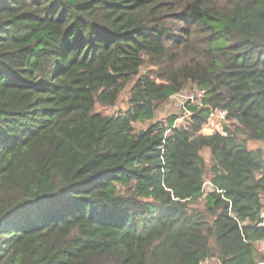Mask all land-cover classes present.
<instances>
[{"label":"trees","instance_id":"trees-1","mask_svg":"<svg viewBox=\"0 0 264 264\" xmlns=\"http://www.w3.org/2000/svg\"><path fill=\"white\" fill-rule=\"evenodd\" d=\"M187 85L201 107L135 131ZM249 141L264 0H0V264H264Z\"/></svg>","mask_w":264,"mask_h":264},{"label":"rangeland","instance_id":"rangeland-1","mask_svg":"<svg viewBox=\"0 0 264 264\" xmlns=\"http://www.w3.org/2000/svg\"><path fill=\"white\" fill-rule=\"evenodd\" d=\"M150 71L149 68L147 67H143L139 73L140 74H147ZM133 81L130 82L125 88L124 91L121 92L120 96H119V100L117 102V104L113 107V108H101L98 105L95 106V110L97 112L102 113L103 115H118L120 113H123L125 110L128 109L129 104H128V98H129V91L130 88L133 85ZM191 88L187 85L185 87V90L183 92H191ZM185 94V93H184ZM187 94V93H186ZM174 98V95L171 97V99ZM182 112L181 110H179L170 100H167L164 104H162V106L155 112L154 114V118L151 121H146L143 123H136L135 124V131L139 132V131H144L148 125L150 123H154V122H164L166 121L168 118L170 117H175L177 118L179 122L177 123H182L184 121V119H182L181 116ZM181 119V120H180ZM232 129V128H231ZM214 131H216L215 127L212 126L211 124L208 126H203L202 128V134L204 135H210L212 134ZM246 146L248 149L250 150H260L262 152L263 158H264V143L263 142H254V141H249L246 143ZM205 167L208 169L210 167L211 164V158H210V154L208 150H203L200 153ZM205 185L206 188L208 186V175H205ZM263 202H264V195H263ZM255 249L257 250V253L260 255L264 256V243L263 242H257L256 243V247ZM203 264H218L217 260L214 258H210L208 259L205 263ZM258 264H261V262H259Z\"/></svg>","mask_w":264,"mask_h":264},{"label":"built area","instance_id":"built-area-1","mask_svg":"<svg viewBox=\"0 0 264 264\" xmlns=\"http://www.w3.org/2000/svg\"><path fill=\"white\" fill-rule=\"evenodd\" d=\"M185 93V94H184ZM187 93V94H186ZM202 95H204V91H200L198 89H194L191 92H180L178 94L174 95V98L171 99L170 97V101L179 109L181 110L182 114H181V118H187L189 116V110H188V106H197V107H201L202 104ZM178 118V117H177ZM174 120L175 124H178L177 121L178 119ZM181 120V119H180ZM225 120V112L223 111H219V110H211L210 111V115L209 118L207 119V123L205 124V126L208 125H212L215 127L216 131L214 132H222V121ZM263 218H264V212H263ZM264 225V223H263ZM264 243V242H263Z\"/></svg>","mask_w":264,"mask_h":264},{"label":"water","instance_id":"water-1","mask_svg":"<svg viewBox=\"0 0 264 264\" xmlns=\"http://www.w3.org/2000/svg\"><path fill=\"white\" fill-rule=\"evenodd\" d=\"M140 133L142 134V131Z\"/></svg>","mask_w":264,"mask_h":264}]
</instances>
